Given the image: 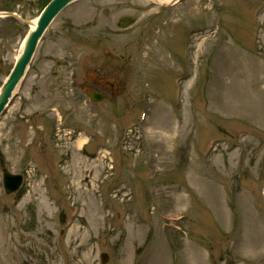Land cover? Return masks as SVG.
Returning <instances> with one entry per match:
<instances>
[{"label": "rangeland", "instance_id": "rangeland-1", "mask_svg": "<svg viewBox=\"0 0 264 264\" xmlns=\"http://www.w3.org/2000/svg\"><path fill=\"white\" fill-rule=\"evenodd\" d=\"M50 1L0 12L33 23ZM31 27L0 18V87ZM102 254L264 264V0H78L50 25L0 118V264Z\"/></svg>", "mask_w": 264, "mask_h": 264}, {"label": "water", "instance_id": "water-1", "mask_svg": "<svg viewBox=\"0 0 264 264\" xmlns=\"http://www.w3.org/2000/svg\"><path fill=\"white\" fill-rule=\"evenodd\" d=\"M74 1L76 0H52L42 13L41 17L39 18L36 27L29 33L24 45L23 52L17 60L14 70L12 71L8 80L0 90V115L4 111L5 107L8 105L11 97L13 96L14 91L23 79L25 72L33 59L38 44L48 27L50 26L51 22L64 8H66L69 4L73 3ZM0 15L12 16L17 19L23 20L24 22H27L14 13H3ZM95 99L100 100L101 96L96 95ZM3 172L5 190L8 193L16 191L21 185L22 177L12 175L7 169H4ZM101 257L102 263L106 264L108 260L107 254H102Z\"/></svg>", "mask_w": 264, "mask_h": 264}, {"label": "flooded vegetation", "instance_id": "flooded-vegetation-1", "mask_svg": "<svg viewBox=\"0 0 264 264\" xmlns=\"http://www.w3.org/2000/svg\"><path fill=\"white\" fill-rule=\"evenodd\" d=\"M88 86L90 87V91L88 92L102 93L105 95V98H107L106 93L113 92L115 89V84L109 82L102 74H98L94 81L88 84Z\"/></svg>", "mask_w": 264, "mask_h": 264}, {"label": "bare ground", "instance_id": "bare-ground-1", "mask_svg": "<svg viewBox=\"0 0 264 264\" xmlns=\"http://www.w3.org/2000/svg\"><path fill=\"white\" fill-rule=\"evenodd\" d=\"M155 1H157L158 3H160V4H169V3H172L173 1H175V0H155ZM36 24H37V20H35L33 23H32V29H34L35 27H36ZM233 66V65H232ZM233 67H235V66H233ZM223 72H225V70L223 71ZM85 142V140L84 141H82V143H84Z\"/></svg>", "mask_w": 264, "mask_h": 264}]
</instances>
